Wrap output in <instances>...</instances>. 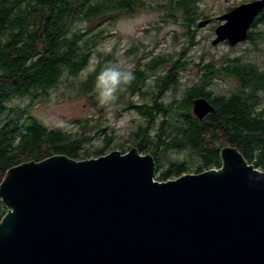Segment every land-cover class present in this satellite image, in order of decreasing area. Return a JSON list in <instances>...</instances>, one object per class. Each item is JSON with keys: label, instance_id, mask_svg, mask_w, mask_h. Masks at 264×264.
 Segmentation results:
<instances>
[{"label": "water", "instance_id": "water-1", "mask_svg": "<svg viewBox=\"0 0 264 264\" xmlns=\"http://www.w3.org/2000/svg\"><path fill=\"white\" fill-rule=\"evenodd\" d=\"M263 9L254 0L217 17L212 45L244 42ZM212 111L194 100L199 119ZM220 157L218 169L166 181L135 147L11 167L0 183V264H264V171L233 146Z\"/></svg>", "mask_w": 264, "mask_h": 264}, {"label": "trees", "instance_id": "trees-1", "mask_svg": "<svg viewBox=\"0 0 264 264\" xmlns=\"http://www.w3.org/2000/svg\"><path fill=\"white\" fill-rule=\"evenodd\" d=\"M197 1L168 0V5L162 7L172 12L182 10L189 27L198 18L192 15ZM146 7L145 0H0V183L9 168L24 162L43 161L58 154L81 161L109 152L112 135L101 136L96 145L92 134L85 132L91 118L82 125L83 132L48 128L10 102L16 96H45L64 79H72L71 85L81 93L97 98L94 77L104 65L113 63L111 55L100 60L85 78L78 79L101 38L102 32H96V26ZM77 22L91 26L75 31L73 25ZM257 22L264 25V11ZM261 39L264 29L249 33L250 41ZM183 55L173 52L154 56L134 70L135 80L124 92L134 91L137 82L167 65L166 73L157 79L159 95L152 93L148 95L150 101L133 106L144 117L130 134L133 147L154 157L160 181L220 168L221 149L225 146L238 148L249 163L264 171V70L240 57L221 58L220 63L202 57V63L194 62L202 72L198 82L183 88L179 99L166 102L164 95L180 88V73L189 62ZM219 75L232 76L238 87L230 94H215L209 84ZM198 97L213 105V111L203 119L193 113V102ZM129 104L132 102H125ZM126 143L118 147L125 149ZM172 150H186L188 156L169 159L163 166L165 155ZM5 213L7 208L0 199V221Z\"/></svg>", "mask_w": 264, "mask_h": 264}, {"label": "rangeland", "instance_id": "rangeland-1", "mask_svg": "<svg viewBox=\"0 0 264 264\" xmlns=\"http://www.w3.org/2000/svg\"><path fill=\"white\" fill-rule=\"evenodd\" d=\"M145 1L148 7L137 9L132 13H124L113 21H107L102 26L100 22L96 26L98 28L95 31L102 32L101 38L92 51L89 65L79 73L78 79H83L94 71L99 61L107 55H111L113 63L123 62L125 67L131 66L135 69L139 63L143 64L154 56L173 52L182 55L185 53L183 59L189 62L180 73V88L177 91L170 90L164 95V100L170 102L179 99L183 88L192 86L201 78L202 72L195 68L194 62L202 63V57L205 61L213 59L219 63L222 61L221 58L240 57L242 61L253 63L255 67L264 70V39L256 43L248 39L236 45H230L226 41L218 45L211 43L215 37V28L223 23L217 17L241 3H252L254 0H198L197 8L192 14L194 16L197 14L198 18L195 25L191 24L189 27L185 23L186 14L182 10L172 12L162 7L168 5V0ZM209 18L210 22L207 25L201 27L198 25ZM90 26L89 23L77 22L73 28L75 31H82ZM263 29L264 25L258 23L252 30L261 32ZM191 39L193 45H190ZM130 50L133 52L128 54ZM166 67L167 65H164L149 73L139 93L132 95L124 92L114 104L101 105L97 98L92 99V95H84L77 86H72V79H64L45 96H16L11 100L10 105L16 109H24L25 114L34 116L48 128L83 132L82 125L91 118L92 120L89 119L87 122L85 132L92 134L94 144H100L101 136L110 134L113 136V141L109 152L121 150L125 153L133 147L130 134L144 121L139 111L127 108L125 102L150 101L148 95L152 93L157 97L159 95L157 79L160 74L166 72ZM238 85V81L232 76L219 75L211 81L209 89L215 94H230ZM142 93H146V96L142 97ZM125 141L128 142L125 149L118 147L119 143ZM187 156L186 150L182 152L172 150L165 155L162 164L166 166L169 159H183ZM156 174L157 170L155 180L160 181ZM176 178L172 176L167 180Z\"/></svg>", "mask_w": 264, "mask_h": 264}, {"label": "clouds", "instance_id": "clouds-1", "mask_svg": "<svg viewBox=\"0 0 264 264\" xmlns=\"http://www.w3.org/2000/svg\"><path fill=\"white\" fill-rule=\"evenodd\" d=\"M134 80L135 72L131 66L125 67L123 62L108 63L95 74L94 93L101 105L114 104Z\"/></svg>", "mask_w": 264, "mask_h": 264}, {"label": "flooded vegetation", "instance_id": "flooded-vegetation-1", "mask_svg": "<svg viewBox=\"0 0 264 264\" xmlns=\"http://www.w3.org/2000/svg\"><path fill=\"white\" fill-rule=\"evenodd\" d=\"M263 11H264V9L259 13V15L255 18V20H254V22H253V24L251 25V27H250V29H249V33L252 31V29H253V27L256 25V24H258V22H257V19L261 16V14L263 13ZM211 20H212V18H211ZM209 22H210V18H209ZM208 22V23H209ZM207 23V24H208ZM206 24V25H207ZM249 39V36H248V38L245 40V41H247ZM137 68V67H136ZM135 68V69H136ZM134 69V70H135ZM167 71V70H166ZM166 73V72H165ZM164 74V73H163ZM161 75V74H160ZM159 75V76H160ZM144 76V75H143ZM145 81H146V77H144L143 78V81H141V82H137L133 87L135 88L134 89V91H128V94L129 93H131L132 95H135L136 93H139L140 92V90L142 89V86L145 84ZM140 96V95H139ZM132 102V104H129V105H127V108H132V109H135L136 110V108L135 107H133V106H138V105H140V104H142V103H135V102H133V101H131ZM136 111H138V110H136Z\"/></svg>", "mask_w": 264, "mask_h": 264}]
</instances>
